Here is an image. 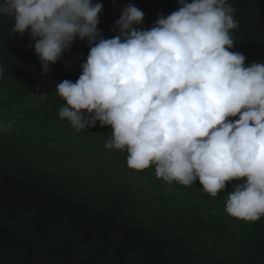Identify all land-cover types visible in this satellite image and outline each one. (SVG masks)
Returning a JSON list of instances; mask_svg holds the SVG:
<instances>
[{
    "label": "trees",
    "instance_id": "1",
    "mask_svg": "<svg viewBox=\"0 0 264 264\" xmlns=\"http://www.w3.org/2000/svg\"><path fill=\"white\" fill-rule=\"evenodd\" d=\"M99 2L104 7L98 27L111 38L121 10L114 0ZM163 2L118 0L121 8L132 3L141 9L146 25L154 23ZM229 2L238 22L229 51L244 54L245 66L264 62V0ZM177 8L178 0H167L162 15ZM12 27L11 17H0L1 257L44 255L79 264H264V216L245 221L225 210L227 192L244 178L226 182L213 197L198 179L191 186L169 184L156 176L154 165L129 168L126 151L105 148L110 126L97 121L77 131L59 117L66 101L56 85L78 79L87 42L77 39L50 65L51 73L42 75L30 34H13ZM34 157L52 165L42 166Z\"/></svg>",
    "mask_w": 264,
    "mask_h": 264
},
{
    "label": "clouds",
    "instance_id": "2",
    "mask_svg": "<svg viewBox=\"0 0 264 264\" xmlns=\"http://www.w3.org/2000/svg\"><path fill=\"white\" fill-rule=\"evenodd\" d=\"M103 7L99 0H0V17L13 19V34H30L42 75L77 39L87 42L78 79L56 85L66 101L61 119L77 131L97 121L110 126L106 149L126 151L131 169L154 165L169 184L198 179L216 197L226 182L244 178L227 192L225 210L260 220L264 62L245 66L244 54L229 51L238 27L229 0H178L149 29L140 27L145 13L129 3L111 38L98 27Z\"/></svg>",
    "mask_w": 264,
    "mask_h": 264
},
{
    "label": "water",
    "instance_id": "3",
    "mask_svg": "<svg viewBox=\"0 0 264 264\" xmlns=\"http://www.w3.org/2000/svg\"><path fill=\"white\" fill-rule=\"evenodd\" d=\"M95 1L96 0H94V2ZM166 1L167 0H164V2L161 4L156 19L160 15H162V11H163V8H164V5H165ZM114 2L117 5V7L121 10L122 8L120 7V4L118 3V0H114ZM152 25H146L144 23L142 24V26H145L147 28L152 27ZM0 262L9 263V264H79V263L69 262V261H66V260L61 259V258L44 256V255H39L37 257L28 258V259L6 258V257H1L0 256Z\"/></svg>",
    "mask_w": 264,
    "mask_h": 264
},
{
    "label": "rangeland",
    "instance_id": "4",
    "mask_svg": "<svg viewBox=\"0 0 264 264\" xmlns=\"http://www.w3.org/2000/svg\"><path fill=\"white\" fill-rule=\"evenodd\" d=\"M34 160L38 163V164H40V165H42V166H50V165H52L48 160H44V159H42V158H39V157H34Z\"/></svg>",
    "mask_w": 264,
    "mask_h": 264
}]
</instances>
